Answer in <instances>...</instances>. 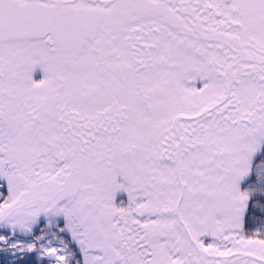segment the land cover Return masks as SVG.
I'll return each instance as SVG.
<instances>
[{"label":"snow or ice","instance_id":"obj_1","mask_svg":"<svg viewBox=\"0 0 264 264\" xmlns=\"http://www.w3.org/2000/svg\"><path fill=\"white\" fill-rule=\"evenodd\" d=\"M0 264H264V0H0Z\"/></svg>","mask_w":264,"mask_h":264}]
</instances>
